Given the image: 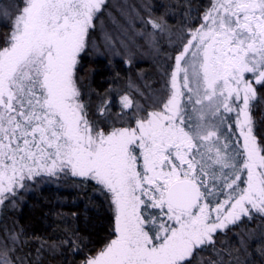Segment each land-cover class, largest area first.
Here are the masks:
<instances>
[{
  "label": "snow or ice",
  "instance_id": "snow-or-ice-1",
  "mask_svg": "<svg viewBox=\"0 0 264 264\" xmlns=\"http://www.w3.org/2000/svg\"><path fill=\"white\" fill-rule=\"evenodd\" d=\"M105 5L0 0V205L77 178L112 208L111 237L80 264H241V252L253 256L243 264H264V244L249 252L242 238L235 256L218 248L238 223L264 220V134L255 119L264 0L196 8L181 0L175 40L168 13L177 5L161 12L145 0L140 34L173 46L164 91L147 106L123 92L93 108L79 72ZM18 240L15 232L0 238V264H23ZM63 243L82 250L75 234Z\"/></svg>",
  "mask_w": 264,
  "mask_h": 264
},
{
  "label": "trees",
  "instance_id": "trees-1",
  "mask_svg": "<svg viewBox=\"0 0 264 264\" xmlns=\"http://www.w3.org/2000/svg\"><path fill=\"white\" fill-rule=\"evenodd\" d=\"M129 1L134 4L138 2L140 5L145 2ZM21 2L22 0H16V3ZM148 2L157 5V10L161 12L164 9L159 5L176 4L177 7L168 15L174 32H179L181 0ZM190 2L193 8H196L206 5L208 0ZM114 5L112 0H106L105 9L96 21L92 46L80 66V88L84 99L93 108L101 97L108 95L115 98L118 93L123 92L133 95L144 104L146 101L144 98L140 99L139 95H144L145 98L149 95L153 97L160 89L161 78L157 74L158 69L162 68L160 58L156 57L152 62L133 51H121L119 56L113 55L110 50L106 51L104 38L113 39L114 31L118 30V34L128 31L130 35L132 30L129 29L136 32L143 29L142 25L132 27L133 24L126 23V17L122 15L123 10L116 11ZM6 31L7 26L0 25V42L3 41ZM126 60H131V65H126ZM149 103L151 100L146 106L150 105ZM255 119L257 128L264 134V99L259 101L255 109ZM111 223L112 210L98 186L94 183L81 185L77 178L72 177L42 183L26 193L22 199L13 203L5 202L0 206V238L7 237L12 232L19 234L14 255L20 257L23 264H80L85 254H94L108 241L111 237ZM72 234L80 239L82 250L73 251L69 245L63 243ZM242 238L247 241L249 252L264 244V220L257 218L251 222L245 220L238 223L226 235L220 237L218 248L232 251L235 256V248L239 246ZM255 259L259 260V257ZM245 260L251 261L253 256L246 257L241 252V264Z\"/></svg>",
  "mask_w": 264,
  "mask_h": 264
},
{
  "label": "rangeland",
  "instance_id": "rangeland-1",
  "mask_svg": "<svg viewBox=\"0 0 264 264\" xmlns=\"http://www.w3.org/2000/svg\"><path fill=\"white\" fill-rule=\"evenodd\" d=\"M112 2H113V4H115L114 8L116 11L117 10L119 11V9L121 11L123 10L122 12L124 14H122L121 12L119 14L120 15L122 14L126 17L125 18L126 23L133 24V25H131L132 27H134L135 25L136 26H138V25L143 26L141 20L136 15V10L139 9L141 6L138 2H135V4L133 3V1L130 2L129 0H112ZM131 30H132V32L130 35H128V31H126L125 33L119 32V34H118V30H116V31H114L115 35H114L113 39L105 37L104 38L105 45H106L105 49L107 52H108V50H110V52H112L113 55H118V56L120 55L119 53L121 51L126 52V53L133 51L136 54L141 55L143 58L148 59L152 62H154L156 60V57L160 58L159 62L161 63L162 68L158 69L159 71L157 73L158 76H160V78H161L160 83H159L160 89L158 90V92H156V93L154 92L155 94L153 97L149 94L148 95L150 97L147 96L146 98L144 95H142V96L139 95L140 99L144 98V100L146 101V103L144 102V105H146L149 100H151V103H153L154 99L159 94H162L164 91L165 69L167 68L168 64L170 63V61L167 58L171 54V52L173 50V46L167 40L162 41V43L159 46H153L147 39H145L140 34L141 31L136 32L133 29H129V31H131ZM178 36H179V32L175 31L173 33V39L175 40ZM134 38H135V40L133 41L132 39H134ZM131 56L133 57V54ZM147 87H148V85H147ZM133 89H131V90H133ZM149 92L151 93V89H149ZM151 103H149V104H151ZM102 195L106 197L107 202L109 203V206L111 208L110 200L108 199L107 194L102 192ZM111 210H112V208H111Z\"/></svg>",
  "mask_w": 264,
  "mask_h": 264
}]
</instances>
